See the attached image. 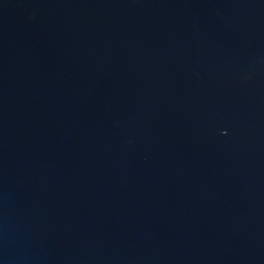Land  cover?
<instances>
[{"label":"water","instance_id":"1","mask_svg":"<svg viewBox=\"0 0 264 264\" xmlns=\"http://www.w3.org/2000/svg\"><path fill=\"white\" fill-rule=\"evenodd\" d=\"M0 264H264V0H0Z\"/></svg>","mask_w":264,"mask_h":264}]
</instances>
